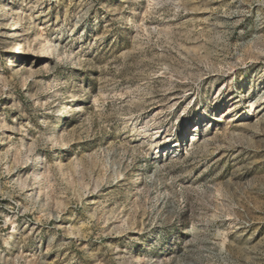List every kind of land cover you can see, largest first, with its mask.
<instances>
[{"label":"rangeland","instance_id":"obj_1","mask_svg":"<svg viewBox=\"0 0 264 264\" xmlns=\"http://www.w3.org/2000/svg\"><path fill=\"white\" fill-rule=\"evenodd\" d=\"M0 264H264V0H0Z\"/></svg>","mask_w":264,"mask_h":264},{"label":"bare ground","instance_id":"obj_2","mask_svg":"<svg viewBox=\"0 0 264 264\" xmlns=\"http://www.w3.org/2000/svg\"><path fill=\"white\" fill-rule=\"evenodd\" d=\"M39 45L41 46L40 48H41V50H43V48H44V45H43V42H42V40H40V42H39ZM191 136H193V134L191 135ZM167 146L165 145V144H163V145H161V146H159V147H157V149H158V151H162V149H164V150H166L167 148H166ZM156 157V156H155ZM151 159H154V157L153 158H151Z\"/></svg>","mask_w":264,"mask_h":264}]
</instances>
